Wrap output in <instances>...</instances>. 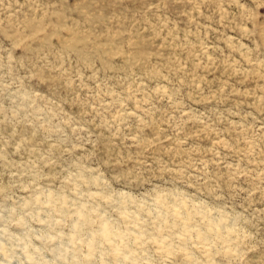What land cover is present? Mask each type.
<instances>
[{
	"label": "rangeland",
	"instance_id": "obj_1",
	"mask_svg": "<svg viewBox=\"0 0 264 264\" xmlns=\"http://www.w3.org/2000/svg\"><path fill=\"white\" fill-rule=\"evenodd\" d=\"M0 264H264V0H0Z\"/></svg>",
	"mask_w": 264,
	"mask_h": 264
},
{
	"label": "bare ground",
	"instance_id": "obj_2",
	"mask_svg": "<svg viewBox=\"0 0 264 264\" xmlns=\"http://www.w3.org/2000/svg\"><path fill=\"white\" fill-rule=\"evenodd\" d=\"M212 229L211 230H213V231H220V229L222 228L221 227V224H220V222H218L217 221V219H215V220H212ZM77 226V225H76ZM75 230V229H74ZM109 230L110 229H108V228H104L103 230H102V234L105 236V237H108L107 235L109 234ZM72 237V236H71ZM25 252V251H24ZM6 257V256H5Z\"/></svg>",
	"mask_w": 264,
	"mask_h": 264
}]
</instances>
